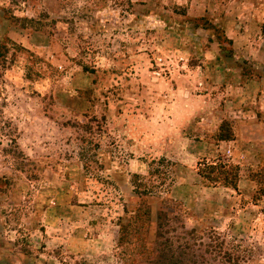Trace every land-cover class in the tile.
Wrapping results in <instances>:
<instances>
[{
    "label": "rangeland",
    "instance_id": "1",
    "mask_svg": "<svg viewBox=\"0 0 264 264\" xmlns=\"http://www.w3.org/2000/svg\"><path fill=\"white\" fill-rule=\"evenodd\" d=\"M263 169L264 0H0V264H147L139 205L264 264Z\"/></svg>",
    "mask_w": 264,
    "mask_h": 264
},
{
    "label": "trees",
    "instance_id": "2",
    "mask_svg": "<svg viewBox=\"0 0 264 264\" xmlns=\"http://www.w3.org/2000/svg\"><path fill=\"white\" fill-rule=\"evenodd\" d=\"M226 137L228 134H222L221 139ZM200 175L214 183L232 187L238 179L235 167L226 162L204 164ZM258 177L260 190L264 192V169ZM133 191L139 198L157 194L150 189ZM133 208L132 213H129L128 208L124 207V215L117 220L119 258L134 261L137 255L147 264H212L207 255L222 264H241V261H246L240 252V245L225 241L223 237L211 232L208 241H204L195 227L185 226L174 209L161 207L153 220L149 209L140 205ZM152 223L155 224L154 230L152 237L148 238L147 228ZM144 226L148 227L145 229Z\"/></svg>",
    "mask_w": 264,
    "mask_h": 264
}]
</instances>
